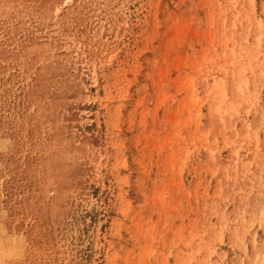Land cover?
I'll list each match as a JSON object with an SVG mask.
<instances>
[{
	"label": "rangeland",
	"instance_id": "rangeland-1",
	"mask_svg": "<svg viewBox=\"0 0 264 264\" xmlns=\"http://www.w3.org/2000/svg\"><path fill=\"white\" fill-rule=\"evenodd\" d=\"M0 264H264V0H0Z\"/></svg>",
	"mask_w": 264,
	"mask_h": 264
}]
</instances>
